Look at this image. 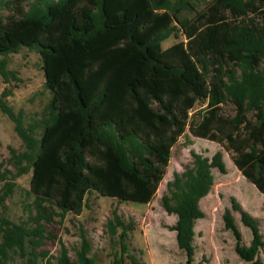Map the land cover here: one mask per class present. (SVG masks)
<instances>
[{"label": "trees", "instance_id": "obj_1", "mask_svg": "<svg viewBox=\"0 0 264 264\" xmlns=\"http://www.w3.org/2000/svg\"><path fill=\"white\" fill-rule=\"evenodd\" d=\"M4 9L11 13L0 16L1 75H13L8 55L36 50L51 98L36 125L26 126L7 104L11 91L0 93V109L26 148L13 151L18 172L0 190V209L23 174H32L33 196L27 221L0 215V264H97L83 235L77 260L62 243L49 257L42 250L54 237L47 227L58 216L81 215L93 192L150 204L187 133L232 152L238 171L264 195V0H0ZM179 33L183 40L165 49ZM192 156L162 198L177 216L172 230L185 264H195L194 228L205 217L200 202L213 189V170L227 171L221 152ZM233 209L252 231L246 246L226 211L237 255L263 264L259 223L235 200ZM108 228L121 245L113 264L125 256L139 264L116 211Z\"/></svg>", "mask_w": 264, "mask_h": 264}, {"label": "rangeland", "instance_id": "obj_2", "mask_svg": "<svg viewBox=\"0 0 264 264\" xmlns=\"http://www.w3.org/2000/svg\"><path fill=\"white\" fill-rule=\"evenodd\" d=\"M10 13L9 9H4L0 11V16L6 17ZM181 40L182 34L172 35L163 43V47L166 49ZM3 58L0 55V60ZM6 59L7 69L13 75L4 77L0 73V93L11 91L6 99L8 106L15 114H23L26 126L29 123L36 125L51 98L45 87L41 56L36 50L23 48L18 53L8 55ZM223 109L227 114L235 113L231 104L225 105ZM200 110L202 107L198 106L193 113ZM25 149L15 130V123L0 109V190L18 172L13 151L23 153ZM192 152L209 159L221 152L227 169L226 173L213 170V189L200 202L205 217L198 220L194 228V263L252 264L241 260L237 255L236 239L233 232L225 227L224 215L226 211H230L242 234V243L249 246L252 231L243 224L242 212L233 209L235 200L244 212L257 220L264 241V195L238 171L232 160V152H228L218 143L195 138L189 133L181 137L173 148L165 178L150 204L119 202L93 192L87 196V206L81 215L69 213L65 218L58 216L55 223L47 227L54 237L46 241L42 250L49 257H56L62 243L68 249L71 259L77 260L76 253L82 247L84 236L91 246L90 256L95 257L97 264H113L114 256L120 251L121 245L119 236L111 235L108 222L116 211L128 227V252L136 257L139 264H185L186 255L179 249L176 232L172 230L177 216L167 213L162 198L167 194L168 183L173 180L175 173L182 174L192 165ZM31 179V173L23 174L17 179L16 191L6 202V208L0 209V215H5L17 223L28 220V206L33 201V196L29 194ZM258 257L264 264V247ZM124 264L132 262L125 256Z\"/></svg>", "mask_w": 264, "mask_h": 264}]
</instances>
